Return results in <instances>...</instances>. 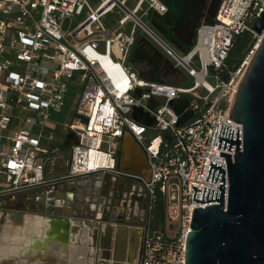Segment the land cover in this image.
<instances>
[{
  "label": "built area",
  "instance_id": "1",
  "mask_svg": "<svg viewBox=\"0 0 264 264\" xmlns=\"http://www.w3.org/2000/svg\"><path fill=\"white\" fill-rule=\"evenodd\" d=\"M124 1L102 0L92 9L87 0H0V177L7 184L0 187V198L77 177L119 174L120 142L130 134L149 164L147 177L135 176L153 205L158 194L164 204L163 221L144 231L137 264H186L193 211L215 204L194 202L191 185L197 184L201 199L204 187L217 190L223 184L205 181L210 161L222 165L228 179L220 152L233 157L236 146L218 148L222 125L240 130L242 141L243 126L231 119L230 108L263 37L253 25L264 12V0H221L214 21L201 24L183 56L162 40L164 53L176 61L174 68L195 78L191 87L180 85L184 81L150 82L128 66L138 18ZM148 1L159 14L167 11L159 0ZM116 7L127 17L106 28L102 18ZM85 10L87 17L64 34V21ZM128 17L135 22L129 32L123 29ZM241 33H249L253 44L232 71L227 59ZM210 71L215 86L207 81ZM201 88L207 94H200ZM179 98H187L186 111L193 112L183 125L172 106ZM73 101V118L62 123L73 136L71 157L57 176L59 158L52 154L60 148L52 117ZM136 109L149 112L155 123L145 124Z\"/></svg>",
  "mask_w": 264,
  "mask_h": 264
},
{
  "label": "water",
  "instance_id": "2",
  "mask_svg": "<svg viewBox=\"0 0 264 264\" xmlns=\"http://www.w3.org/2000/svg\"><path fill=\"white\" fill-rule=\"evenodd\" d=\"M138 22L158 43L163 44L147 25ZM253 29L260 35L263 33V37L230 108L231 119L243 126L242 141L240 130L222 125L217 139L218 148L232 151L233 144L236 146L233 157L220 152V156L226 157L227 183L222 165L210 161L205 181H223V184L218 185L217 190L204 187L201 199L196 198L200 192L197 184L191 185L194 202L215 204L193 211L191 231L186 241V264H264V12L255 21ZM172 106L180 117L179 125L191 119L193 112L186 111L189 106L187 98H179L172 102ZM136 111L144 114L145 124L155 123L149 112ZM135 152L146 157L140 147L124 144L118 151V167L124 175L147 177V173L134 170L132 157ZM103 234L100 246L104 254L102 264L121 262L116 254L112 255L119 249L116 245L118 232L109 226ZM122 249H125L124 243Z\"/></svg>",
  "mask_w": 264,
  "mask_h": 264
},
{
  "label": "crops",
  "instance_id": "3",
  "mask_svg": "<svg viewBox=\"0 0 264 264\" xmlns=\"http://www.w3.org/2000/svg\"><path fill=\"white\" fill-rule=\"evenodd\" d=\"M125 1L129 2V0ZM134 2L132 8L126 6L132 12L140 11L146 1L135 0ZM137 7H140V9L136 10ZM115 9L119 8L116 7ZM130 22L132 25L135 24L132 19H130ZM129 29L126 31L129 32ZM70 108L71 106L67 104L61 114L53 115L52 122L57 124L56 131L60 124L66 120L70 113ZM65 133L67 136L64 144L59 145V143H56L60 149L63 146L64 148H70V143L73 141V136L66 131ZM124 144L135 148L137 146L140 147L130 134L124 135L120 142L119 150ZM145 158L135 152L132 157L134 167L137 166L139 160ZM141 171L149 174V169ZM64 172L62 164L61 168L57 169L56 174L61 176ZM110 175L115 174L103 172L67 180L64 184L60 182L51 187L35 188L16 193L23 194V197L27 200L35 199L37 194L47 195L43 201L54 204L53 209L49 211L16 208L13 203L14 200H9L6 203L1 202V216L5 220V225L0 227V264H94L95 260L102 254V251L93 240L95 225L89 224L87 220L83 219L91 214L85 213L84 210H77L75 205H71V202L74 196L77 201V194L84 188L89 187L88 184L92 185L94 183L98 187ZM97 192H99V188H97ZM48 195H52V197ZM100 216L101 213L98 212L96 218ZM102 224L104 230L108 229L109 226L111 229H115L111 223L102 222ZM13 226L17 227V229L13 230ZM11 229L12 231H10ZM15 231V235L11 233ZM17 231L19 232L17 233Z\"/></svg>",
  "mask_w": 264,
  "mask_h": 264
},
{
  "label": "rangeland",
  "instance_id": "4",
  "mask_svg": "<svg viewBox=\"0 0 264 264\" xmlns=\"http://www.w3.org/2000/svg\"><path fill=\"white\" fill-rule=\"evenodd\" d=\"M87 1L92 9H96L102 0ZM134 1L135 0H129V2L125 1V6L132 8L135 3ZM145 1L146 2H144L140 11L135 14L138 20L147 25L148 28L151 29L161 40L166 42L170 47L174 48L179 56L185 55L187 47L194 43V39L197 36V31L201 24L214 21L216 12L218 11V7L221 3V0H165L168 4L167 5L163 2V0H159L167 7V11L163 14V21L171 27L174 38L170 40L165 37V35L158 29V26H156L155 23H153V20L150 19V14L152 13L151 11L154 9H151L150 1ZM87 15L88 11L85 10L81 15L75 14L71 17H68V19L64 21V34H67L69 31L75 29L77 25L87 17ZM125 15V11L123 12L120 9H115L102 18V23L104 22L103 24L106 26V28H110L114 26L118 20L127 17ZM128 19L132 18L128 17ZM129 28H132V23L130 20L125 26H123L124 30L128 31ZM127 58L128 66H130L134 71H137L140 77L150 82H158V72L161 70L159 74L163 78L164 82L171 81L179 84L184 81V83L180 85L187 87L194 86L195 84V78L188 76L182 67H179V69L174 68L176 61L166 56L161 44L158 43V41L155 40L147 31H145L139 23L137 24L136 28L135 44L133 45ZM137 60L145 64L146 71L144 73H140L137 70L134 63ZM192 65L197 70L199 69V64L197 61H194ZM24 67L25 65L23 64L22 69H24ZM211 74L212 71H210V76L207 77V81L212 86H215L217 82L211 77ZM183 76L187 77V80H185ZM198 91L200 94H207L203 88L199 89ZM73 102L74 103L71 106L72 108H70V113L68 114L65 121H70L73 118L74 107L76 103L75 101ZM66 136L67 134L65 133L62 124H60L56 131V143L63 145L64 140H66ZM52 156L59 158L56 169H60L62 164L64 165L65 161L70 159L71 150L70 148H64L63 146V148L57 150L54 154H52ZM88 185V189L84 188L77 194L78 199L75 203V207L79 211L84 210V208L87 206L88 203L86 202V199L92 200V198L95 197L94 195H91V184ZM1 186L5 188L7 187V184L0 177V187ZM1 213L2 212L0 210V227H3L5 225V220L1 216ZM86 217L83 219L89 220Z\"/></svg>",
  "mask_w": 264,
  "mask_h": 264
},
{
  "label": "flooded vegetation",
  "instance_id": "5",
  "mask_svg": "<svg viewBox=\"0 0 264 264\" xmlns=\"http://www.w3.org/2000/svg\"><path fill=\"white\" fill-rule=\"evenodd\" d=\"M149 164L147 156L143 160L137 162L134 170H148ZM89 188V187H88ZM87 188V189H88ZM99 188V192H97ZM90 190L95 197L92 200L86 199L88 203L84 208L85 213H90L88 218L89 224H93V240L96 246L100 248L103 244L104 227L102 222L113 224L118 232L117 253L116 257L121 258V262L117 264H137L140 258L142 249V239L144 231L148 226L157 224L161 221L160 208L151 203L150 197L147 195L139 178L134 174L124 175L123 173L110 175L106 177L102 184L98 187L92 183ZM106 191V194H105ZM89 193V192H88ZM90 194V193H89ZM23 194H12L0 198L1 202L14 200L16 208L33 209V210H52L54 204L51 202L45 203L43 199L47 197L44 194H37L35 199L27 200ZM89 196V195H88ZM74 196L71 205L76 203ZM92 212H94L92 214ZM101 213L99 218H96L97 213ZM161 223V222H160ZM85 225V224H84ZM123 243L125 249L123 250ZM104 255L103 252L101 254ZM96 259L94 264H101L103 258ZM99 261H101L99 263Z\"/></svg>",
  "mask_w": 264,
  "mask_h": 264
},
{
  "label": "trees",
  "instance_id": "6",
  "mask_svg": "<svg viewBox=\"0 0 264 264\" xmlns=\"http://www.w3.org/2000/svg\"><path fill=\"white\" fill-rule=\"evenodd\" d=\"M164 3L167 4V2L165 0H163ZM168 5V4H167ZM152 13L150 14V19L153 20V23H155L156 26H158V29L165 35L166 38L168 39H173V34L171 31V27L170 25L168 26L167 23H165L163 21V14H159L158 12H156L155 10L151 11ZM196 41V37L194 39ZM233 44L231 47V51L229 54V57L227 59V66L230 70H236L237 67H239L241 61L243 60L244 56L246 55L247 51L251 48L252 44H253V38L249 33H241L239 35H237L235 37V39H233ZM194 43L191 46L187 47V50H190L192 48V46L195 44ZM136 65L137 70L140 73H144L146 71V67L145 64L140 62L139 60L134 62ZM161 70H159L158 72V82H164L163 78L160 76ZM163 73V72H162ZM161 73V75H162ZM142 78V77H141ZM166 82H170L171 81H165L164 84ZM156 201L155 204L160 208V215H161V221H163L164 218V204H163V198L161 196V194H158V196H156ZM152 224L151 227L153 228H157V226L160 224Z\"/></svg>",
  "mask_w": 264,
  "mask_h": 264
},
{
  "label": "bare ground",
  "instance_id": "7",
  "mask_svg": "<svg viewBox=\"0 0 264 264\" xmlns=\"http://www.w3.org/2000/svg\"><path fill=\"white\" fill-rule=\"evenodd\" d=\"M142 1V0H141ZM144 1V0H143ZM141 3V2H140ZM138 9H140V7H137V9L136 10H138ZM135 12V11H134ZM134 12H132V13H134ZM136 12H139V11H136ZM137 14V13H136ZM103 161H106V159L105 158H103ZM12 227V226H11ZM6 229V228H5ZM13 230L15 229H17V227H15V226H13V228H12ZM12 229L10 230V231H12ZM19 231H17V233H18ZM11 233H13L14 235H15V233H16V231L15 232H11ZM9 237H10V234H9ZM14 240H15V238H14Z\"/></svg>",
  "mask_w": 264,
  "mask_h": 264
}]
</instances>
